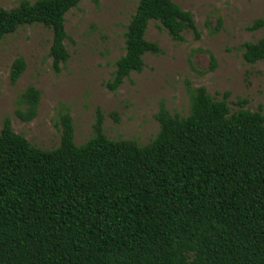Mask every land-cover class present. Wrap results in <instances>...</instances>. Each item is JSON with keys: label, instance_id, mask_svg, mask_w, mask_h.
<instances>
[{"label": "trees", "instance_id": "16d2710c", "mask_svg": "<svg viewBox=\"0 0 264 264\" xmlns=\"http://www.w3.org/2000/svg\"><path fill=\"white\" fill-rule=\"evenodd\" d=\"M83 0H20L0 6V43L19 28L51 29L50 57L60 72L70 59L66 14ZM158 21L177 42L194 16L172 0H139L124 33L125 54L108 82L115 92L142 73L147 54L163 50L147 39ZM221 25V21H219ZM219 28V27H218ZM264 29V16L248 31ZM248 64L264 61V37L241 46ZM212 69L216 59L211 54ZM23 57L10 71L15 85L26 70ZM1 78V73H0ZM189 112L172 114L162 101L157 135L146 145L110 139L97 109L93 136L75 142L69 112L60 115L61 140L44 150L13 130L0 132V264H264V114L218 100L205 87L187 85ZM41 92L19 97L37 116Z\"/></svg>", "mask_w": 264, "mask_h": 264}, {"label": "rangeland", "instance_id": "374dc122", "mask_svg": "<svg viewBox=\"0 0 264 264\" xmlns=\"http://www.w3.org/2000/svg\"><path fill=\"white\" fill-rule=\"evenodd\" d=\"M172 1L193 14L201 38L196 40L188 31L183 42L174 41L160 22L151 21L147 39L158 43L163 53L147 54L143 72L133 73L115 92L107 84L116 60L125 54L124 33L139 0H83L70 10L66 14L69 39L65 41L70 59L58 73L50 57L51 29L35 24L6 36L0 43V132L10 117L16 133L38 148L51 150L60 145V115L69 112L75 142L81 145L93 136L101 108L110 139L146 145L159 131L156 114L162 101L172 114H188V84L205 87L218 100L230 92L233 112L239 109L238 100L247 99L245 109L261 108L264 114V61L245 63L241 48L264 37V29L247 30L264 16V0ZM19 2L0 0V6L11 9ZM19 57L27 67L13 85L11 66ZM30 86L41 92V99L36 118L24 122L15 113L19 108L25 110L18 100Z\"/></svg>", "mask_w": 264, "mask_h": 264}]
</instances>
